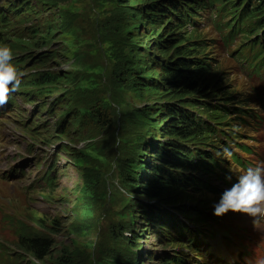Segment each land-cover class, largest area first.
I'll return each mask as SVG.
<instances>
[{
  "label": "rangeland",
  "instance_id": "1",
  "mask_svg": "<svg viewBox=\"0 0 264 264\" xmlns=\"http://www.w3.org/2000/svg\"><path fill=\"white\" fill-rule=\"evenodd\" d=\"M1 3L13 7L18 3V14L29 10L25 24L13 22L6 30L35 24L40 33L32 47L7 42L20 78L47 72L67 80L40 96L25 87L23 91L35 98L19 102L15 113L0 122L3 140L10 143L8 154L1 156L24 157L25 152H34L33 159L13 165L14 177L0 175V264H159L158 258L166 257L162 254L170 248L164 249L160 237L144 222L143 213L150 210L182 213L186 219L194 211L203 213L200 229L204 234L192 246L195 252L175 246L174 255L184 259V264H264V219L254 223L253 218L240 213L213 215V204L237 176L264 163V72L257 76L241 64L236 52L230 55L240 51L247 36L237 35L225 45L222 39L228 29L214 9L198 14L195 29L186 25L181 30L185 39L199 41L195 47L198 59L209 65L203 74L208 92L201 98L211 105L253 111L230 110L231 119L222 132L231 140L222 139L217 151L228 147L243 159L245 168L228 158L221 163L222 171L197 172V183L188 190L173 191V202H165L174 206H162L164 203L146 198L127 180L135 163L143 167L137 172L140 186L150 177L152 166L160 164L154 157L162 138L158 118L139 119L154 98L140 96L137 89L153 77L159 82L162 73L153 62L161 57L147 45L149 27L135 25L137 8L127 0ZM7 12L9 15V8ZM48 22L52 23L49 29ZM229 23L235 25L236 19ZM50 29V38L43 39ZM153 29L157 36L165 28ZM260 37L264 40V34ZM132 57H141L149 69L155 68L153 75L144 70L140 78L128 72L125 62ZM257 114L261 119H256ZM238 143L250 152L244 153ZM29 145H35L34 149L24 150ZM50 163L55 169L49 182L44 172ZM209 218H215V223ZM13 219L45 228L52 245L47 259L35 261L17 249L10 224ZM181 223L189 226L186 220Z\"/></svg>",
  "mask_w": 264,
  "mask_h": 264
},
{
  "label": "trees",
  "instance_id": "2",
  "mask_svg": "<svg viewBox=\"0 0 264 264\" xmlns=\"http://www.w3.org/2000/svg\"><path fill=\"white\" fill-rule=\"evenodd\" d=\"M127 2L138 10L135 25L138 27L145 23L149 27L150 34L147 45L150 43V50H154V53L161 57V59L154 58L153 62L159 64V70L162 73L159 82L155 81L153 77L150 79L155 81L153 84L147 80L146 84H140L141 88L137 89L140 96L154 98L153 105L147 108L148 112L139 116V119L150 121L155 117L158 118V125H162L160 131L162 138H159L158 151L154 157V160H158L160 164L152 166L150 177L140 186L137 181L139 180L137 172L143 167L135 163L130 166L127 180L134 188L139 187L146 198L164 203L162 206H174L175 204H169L173 202L171 199L173 191L190 189L191 185L197 183V180L194 179L197 172L207 170L215 173L219 170L218 159L213 154V150L219 149V137L216 134L219 132L220 137L229 139L228 136H223L221 128L227 120L231 119L229 118L230 110H236L235 107L228 109L227 106L211 105L208 99L201 98L208 92L204 89L206 81L203 80V74L208 71L209 65L206 61L198 59L200 55L197 54L198 50L195 47H199V41L192 42L185 39V31L181 32V30L200 11L210 9L216 3L219 5L217 10L222 8L221 11L225 14L234 7L227 16L230 21L236 19V23L231 25L228 21L224 24V28L228 29V33L223 38L224 43L230 44L231 41H228V38L231 35H246V42L239 48L243 49L255 44L256 53L252 56V60L257 61L255 67L259 69L262 63L264 64V40L261 38L262 36L257 38L261 33L264 34V0H140L139 2L127 0ZM6 7L9 8V15L14 17L13 21L8 17ZM20 8L18 3L16 7L0 4V44H7L12 40L21 47L35 46V37L40 34L35 24L28 29L25 25L18 27L17 31L5 28L12 25L13 22L25 24V14H28L29 10H26V13L18 14L21 12ZM27 17L30 19V16ZM160 22H164V25H160ZM174 23L178 24L173 25ZM49 24L52 23L46 24L48 29L51 28ZM161 26L165 28L162 33L157 36L153 35L155 32L153 28ZM52 31L53 29L48 30L43 39L48 40ZM7 32H9V36H7ZM147 47H145L146 53H148ZM140 58L132 57L127 60L125 62L127 71L134 73L136 77H140L139 73L144 70H148L147 73L153 75L152 70L155 68L149 69L148 65ZM66 80L67 78L64 79L63 76L46 72L22 77L21 86L31 88L37 96H40L43 91L54 88L59 82ZM28 96V100L35 98L31 94ZM247 103L248 101H245V104ZM34 147L35 145H29L24 147V150H33ZM248 150L245 147L244 151L248 152ZM231 158L234 162L239 161L235 155ZM239 165L243 166L242 162ZM54 169L49 166L44 172L45 179L49 182L52 180L51 174ZM154 211L143 213L144 222L150 224L154 233L161 240H167L161 242L164 249L165 247L169 248L166 245L177 246L185 244L186 241L192 242L193 236L188 228L180 227L178 229L177 220L172 215L162 210H158L157 213ZM181 216H183L182 213ZM203 217L201 211L197 210L190 213L187 220L196 225L203 221ZM10 222L14 229L16 247L19 251L28 254L38 262H42L50 256L52 245L44 234L43 226L37 225L33 228L14 219ZM161 222L164 225L160 228ZM168 228L170 233L163 231ZM160 231L166 235L164 238L159 235ZM175 248L170 247V252H174ZM159 260L161 261L159 264L182 262L172 255Z\"/></svg>",
  "mask_w": 264,
  "mask_h": 264
},
{
  "label": "clouds",
  "instance_id": "3",
  "mask_svg": "<svg viewBox=\"0 0 264 264\" xmlns=\"http://www.w3.org/2000/svg\"><path fill=\"white\" fill-rule=\"evenodd\" d=\"M20 85L19 69L13 62V51L7 44H0V105L5 104L10 93H14ZM28 98L27 94V100ZM216 156L231 158L232 151L224 147ZM229 212L245 214L253 218L254 223L264 219V163L245 169L213 204L214 216L222 217Z\"/></svg>",
  "mask_w": 264,
  "mask_h": 264
},
{
  "label": "bare ground",
  "instance_id": "4",
  "mask_svg": "<svg viewBox=\"0 0 264 264\" xmlns=\"http://www.w3.org/2000/svg\"><path fill=\"white\" fill-rule=\"evenodd\" d=\"M13 147V146H12ZM13 153V152H12ZM1 158V157H0ZM8 165H10V163H7V164H0V169H4L5 170V168L8 166ZM12 165V164H11Z\"/></svg>",
  "mask_w": 264,
  "mask_h": 264
}]
</instances>
